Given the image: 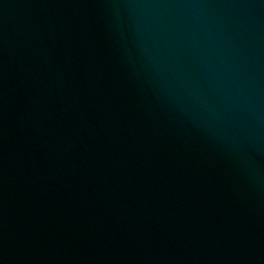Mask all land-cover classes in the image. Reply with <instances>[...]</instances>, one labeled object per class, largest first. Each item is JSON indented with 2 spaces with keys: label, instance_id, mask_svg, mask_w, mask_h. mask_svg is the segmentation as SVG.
Segmentation results:
<instances>
[{
  "label": "water",
  "instance_id": "1",
  "mask_svg": "<svg viewBox=\"0 0 264 264\" xmlns=\"http://www.w3.org/2000/svg\"><path fill=\"white\" fill-rule=\"evenodd\" d=\"M0 264H264V0H0Z\"/></svg>",
  "mask_w": 264,
  "mask_h": 264
}]
</instances>
